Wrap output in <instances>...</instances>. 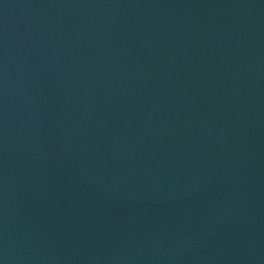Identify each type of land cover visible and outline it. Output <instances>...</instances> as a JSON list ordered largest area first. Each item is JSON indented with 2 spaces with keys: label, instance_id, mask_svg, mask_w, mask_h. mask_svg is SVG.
Listing matches in <instances>:
<instances>
[{
  "label": "water",
  "instance_id": "1",
  "mask_svg": "<svg viewBox=\"0 0 264 264\" xmlns=\"http://www.w3.org/2000/svg\"><path fill=\"white\" fill-rule=\"evenodd\" d=\"M0 264H264V0H0Z\"/></svg>",
  "mask_w": 264,
  "mask_h": 264
}]
</instances>
